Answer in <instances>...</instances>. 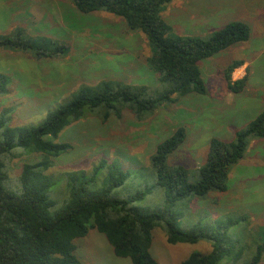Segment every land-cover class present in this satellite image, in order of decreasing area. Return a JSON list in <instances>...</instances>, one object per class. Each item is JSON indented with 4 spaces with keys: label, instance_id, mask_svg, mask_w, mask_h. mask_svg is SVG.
<instances>
[{
    "label": "rangeland",
    "instance_id": "rangeland-1",
    "mask_svg": "<svg viewBox=\"0 0 264 264\" xmlns=\"http://www.w3.org/2000/svg\"><path fill=\"white\" fill-rule=\"evenodd\" d=\"M163 16L179 35L207 37L231 21L242 20L250 26L251 37L201 62L207 94L179 97L142 119L135 118L127 108L120 118L111 115L103 122L96 111L86 109L79 120L68 124L57 136H48L54 142L72 145L54 159V166L46 172L53 182L49 193L55 202L53 213L60 211L68 199L66 172L84 171L90 176L95 166L108 160L128 170L132 183L137 169L151 179V155L160 142L184 127L186 139L170 155L169 164H182L193 173L204 163L211 138L233 140L235 132L262 110L264 0H174L165 7ZM16 29L35 44L59 40L67 43L69 50L46 58L32 50L0 48V74L9 79L8 93L0 95V120L5 125L42 122L49 111L67 102L85 83L117 79L158 86V76L147 64L151 51L145 34L130 31L119 16L104 11L85 14L71 0H0V35H15ZM236 59H243L245 64L233 72L234 80L248 75L240 93L228 89L224 76V69ZM15 151L18 158L4 157L8 173L5 186L22 193L18 177L23 165L43 156L25 148ZM106 171L102 169L92 187L101 185ZM197 179V174H192L191 181ZM162 199V193H152L145 203L158 210ZM181 209V228L198 220L245 215L248 222L243 223L251 228L254 241L262 240L264 139L254 140L245 157L232 168L227 191H211L206 198H195L189 207ZM74 242L82 264H132L129 258L116 256L107 237L97 229L90 228L86 236ZM210 250L206 241L169 243L161 227L154 230L151 253L160 264H181L194 251ZM260 264H264V256Z\"/></svg>",
    "mask_w": 264,
    "mask_h": 264
},
{
    "label": "trees",
    "instance_id": "trees-1",
    "mask_svg": "<svg viewBox=\"0 0 264 264\" xmlns=\"http://www.w3.org/2000/svg\"><path fill=\"white\" fill-rule=\"evenodd\" d=\"M173 1L71 0L82 13L108 12L123 18L130 31L143 32L151 51L147 64L156 72L158 86L103 79L81 85L38 124L9 126L0 120V264H82L74 241L86 236L90 228L107 237L116 256L129 258L132 264H160L151 253L158 227L165 231L169 243L206 241L211 245L208 253L194 251L181 264L261 263L264 236L254 241L251 228L243 223L248 222V216L198 220L187 228L178 224L184 216L181 207H189L195 198H206L211 191L229 189L232 168L245 157L253 140L264 139V105L255 118L235 132L233 140L211 138L204 163L193 173L182 164H169L170 155L186 139L184 127L160 142L151 155V179L137 169L132 183L128 170L108 160L95 166L90 176L84 171L66 172L68 199L60 211L52 212L55 202L49 193L53 182L46 172L72 145L54 142L48 136H57L86 109L96 111L103 122L111 115L120 118L127 108L142 119L179 97L207 94L201 62L251 37L250 26L242 20L231 21L207 37L179 35L163 16ZM16 31L15 35H0V48L32 50L46 58L69 50L64 41L35 44L21 30ZM244 64L243 59H236L224 69L231 92L240 93L247 84L248 75L233 78V72ZM8 80L0 74V95L8 93ZM19 148L38 152L43 158L23 165L18 177L22 193H14L5 186L8 173L4 157L18 158L15 150ZM102 169L107 171L101 185L92 187ZM192 174L198 179L191 181ZM152 193H162L158 210L145 203Z\"/></svg>",
    "mask_w": 264,
    "mask_h": 264
},
{
    "label": "crops",
    "instance_id": "crops-1",
    "mask_svg": "<svg viewBox=\"0 0 264 264\" xmlns=\"http://www.w3.org/2000/svg\"><path fill=\"white\" fill-rule=\"evenodd\" d=\"M253 141H254V140H253ZM253 141H252V142H253Z\"/></svg>",
    "mask_w": 264,
    "mask_h": 264
}]
</instances>
